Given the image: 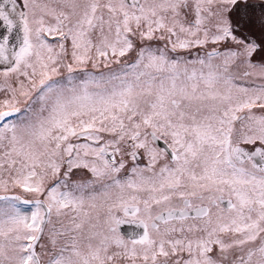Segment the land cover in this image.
I'll return each mask as SVG.
<instances>
[{
    "label": "snow or ice",
    "instance_id": "6c2138e0",
    "mask_svg": "<svg viewBox=\"0 0 264 264\" xmlns=\"http://www.w3.org/2000/svg\"><path fill=\"white\" fill-rule=\"evenodd\" d=\"M0 22V264H264V0H0Z\"/></svg>",
    "mask_w": 264,
    "mask_h": 264
},
{
    "label": "rangeland",
    "instance_id": "374dc122",
    "mask_svg": "<svg viewBox=\"0 0 264 264\" xmlns=\"http://www.w3.org/2000/svg\"><path fill=\"white\" fill-rule=\"evenodd\" d=\"M259 15V13H257V16ZM255 31L257 32V34H259V23L257 21V24H256V27H255ZM8 35V32L6 30V28L4 27L3 23L0 22V37H3V36H6ZM21 33L19 32V30H13L12 34L9 36V49H16L18 50L19 48V44H20V37H21ZM154 46L158 45V44H161V42H158V41H153L152 42ZM202 54V53H201ZM3 70V66L0 65V71ZM91 70V69H89ZM0 83H2V79H0ZM162 144H165L162 140H161ZM161 146V145H160ZM161 149V148H160ZM162 150V149H161ZM164 151V150H162ZM119 159V157H118ZM126 165L129 166L127 167V172L125 173V169L121 170V173L119 174L120 175V178L122 179H127L129 177L132 176V173H131V168L134 164V162L131 160L130 157H126ZM147 161L144 160V159H139L138 160V165L141 167V165L143 164H146ZM80 170H76V174L79 173ZM81 173V172H80ZM85 175H90V174H85ZM76 176V175H75ZM75 179H78L76 177H74ZM129 220H132L131 217L128 218ZM124 225L128 224V225H131V232H132V235H131V239L132 238H138L142 233V229L138 226L137 223L135 222H128V223H123ZM121 234V233H120Z\"/></svg>",
    "mask_w": 264,
    "mask_h": 264
},
{
    "label": "flooded vegetation",
    "instance_id": "af4514ba",
    "mask_svg": "<svg viewBox=\"0 0 264 264\" xmlns=\"http://www.w3.org/2000/svg\"><path fill=\"white\" fill-rule=\"evenodd\" d=\"M258 13V12H257ZM163 141V140H162ZM164 142V141H163ZM165 143V142H164ZM159 148H161L162 150H167L168 149V145L165 143V144H163V146H160V145H157ZM144 166H146V164H143V165H141V167H144ZM127 167H129V166H127L126 165V167H125V173L127 172ZM124 170V169H123ZM78 171V170H77ZM81 173L79 172V173H77L76 174V178H81ZM84 177L85 178H87L88 177V175H85L84 174ZM119 231H120V233H121V235L122 236H124L126 239H131V235H132V232H131V225H128V224H126V225H124V224H121L120 225V228H119ZM142 233V232H141Z\"/></svg>",
    "mask_w": 264,
    "mask_h": 264
},
{
    "label": "water",
    "instance_id": "95a60500",
    "mask_svg": "<svg viewBox=\"0 0 264 264\" xmlns=\"http://www.w3.org/2000/svg\"><path fill=\"white\" fill-rule=\"evenodd\" d=\"M158 145H161V146H163V144H162V142H161V141H159V142H158Z\"/></svg>",
    "mask_w": 264,
    "mask_h": 264
}]
</instances>
